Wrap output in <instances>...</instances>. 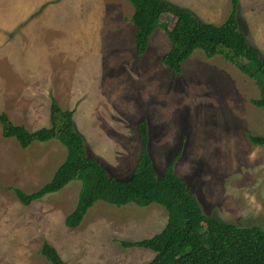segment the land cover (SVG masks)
Wrapping results in <instances>:
<instances>
[{"label":"rangeland","instance_id":"rangeland-1","mask_svg":"<svg viewBox=\"0 0 264 264\" xmlns=\"http://www.w3.org/2000/svg\"><path fill=\"white\" fill-rule=\"evenodd\" d=\"M166 1L215 25L232 7L231 0ZM238 2L236 17L249 42L252 20L257 28L255 17L264 20V0ZM132 14L127 0H0V113L33 131L50 125L55 100L72 111L88 154L124 180L139 158L137 124L145 119L158 176L172 164L205 215L264 229V145L248 138L264 136V107L251 104L258 86L220 55L209 58L199 49L180 75L172 73L161 62L170 47L162 28L138 56ZM161 21L171 28L174 18L166 14ZM259 29L261 44L251 45L264 59V27ZM65 157L57 140L22 148L2 136L0 125V264H50L40 252L44 242L66 264L148 263L153 251L121 242L164 228L167 212L157 203L118 207L98 201L71 229L64 220L80 181L27 206L18 200L14 188L36 191Z\"/></svg>","mask_w":264,"mask_h":264},{"label":"trees","instance_id":"trees-1","mask_svg":"<svg viewBox=\"0 0 264 264\" xmlns=\"http://www.w3.org/2000/svg\"><path fill=\"white\" fill-rule=\"evenodd\" d=\"M133 7L131 21L135 30V53L143 55L149 38L157 28L167 32L170 47L161 62L172 73L180 75L182 64L195 49L207 57L220 55L254 80L260 95L251 104L264 107V59L247 40L236 17L238 0H231V10L219 25L198 21L187 9L166 0H127ZM172 15L171 28L162 22L163 15ZM72 111L64 110L53 100L50 106V125L33 131L14 124L0 113L1 134L14 138L22 148L33 142L59 141L66 149V157L52 178L34 192L14 188L24 205L57 192L70 181L78 180L81 188L73 210L66 216L65 226H80L87 211L96 202L115 206L134 203L146 207L157 203L167 212L164 228L155 235L138 241H122L124 247H138L153 251L146 264H264V229L259 226H238L205 215L183 179L169 165L158 176L148 152V126L142 119L137 124L141 141L139 158L132 176L117 179L88 154L83 136L76 130ZM250 142L264 145V136L248 134ZM41 254L50 264H66L56 249L44 242Z\"/></svg>","mask_w":264,"mask_h":264},{"label":"crops","instance_id":"crops-1","mask_svg":"<svg viewBox=\"0 0 264 264\" xmlns=\"http://www.w3.org/2000/svg\"><path fill=\"white\" fill-rule=\"evenodd\" d=\"M239 7H240V5H239ZM238 9H239V8H238ZM238 12H239V11H238ZM29 13H30V12H29ZM29 13H28V14H29ZM255 20H257V21L259 22V25H258V28H257V27H256V21L252 20L251 33H253V37H251V41H249V42H250V44L252 43V45H253L254 47H259L261 43H258V41H257V39H258V37H257V30H258V31H261L259 28L264 27V20L261 21V20L258 18V16L255 17ZM262 24H263V26H262ZM245 35H246V33H245ZM254 35H256V37H254ZM247 39H248V37H247ZM261 42H262V41H261ZM50 106H51V105H50ZM49 112H50V110H49ZM39 128H40V127H39Z\"/></svg>","mask_w":264,"mask_h":264},{"label":"clouds","instance_id":"clouds-1","mask_svg":"<svg viewBox=\"0 0 264 264\" xmlns=\"http://www.w3.org/2000/svg\"><path fill=\"white\" fill-rule=\"evenodd\" d=\"M230 13V12H229ZM237 19H238V17H237ZM225 21V20H224ZM244 33V32H243Z\"/></svg>","mask_w":264,"mask_h":264}]
</instances>
